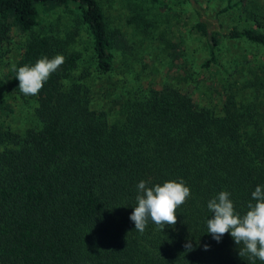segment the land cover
<instances>
[{
  "label": "trees",
  "instance_id": "obj_1",
  "mask_svg": "<svg viewBox=\"0 0 264 264\" xmlns=\"http://www.w3.org/2000/svg\"><path fill=\"white\" fill-rule=\"evenodd\" d=\"M115 1L0 0V48L20 40L1 79L0 264H264L206 232L209 199L243 214L264 186V4L241 0L251 24L226 29L233 9L199 0H122L115 26ZM57 54L24 96L12 66ZM180 179L176 224L138 232V182Z\"/></svg>",
  "mask_w": 264,
  "mask_h": 264
},
{
  "label": "clouds",
  "instance_id": "obj_2",
  "mask_svg": "<svg viewBox=\"0 0 264 264\" xmlns=\"http://www.w3.org/2000/svg\"><path fill=\"white\" fill-rule=\"evenodd\" d=\"M64 56L57 54L51 58L43 56L34 64L17 67L13 65L18 88L24 96H36L52 73L64 63ZM136 205L129 215L134 228L143 233L151 221L162 232L165 225L173 226L177 221V208L191 195L190 188L183 179L166 180L149 185L144 180L137 184ZM243 214L236 210L228 191H220L208 200L207 209L212 216L206 219V232L219 242L223 235L230 234L239 248V255L264 262V186L257 185L251 192ZM186 249H191L190 242ZM207 249V245L204 246Z\"/></svg>",
  "mask_w": 264,
  "mask_h": 264
},
{
  "label": "rangeland",
  "instance_id": "obj_3",
  "mask_svg": "<svg viewBox=\"0 0 264 264\" xmlns=\"http://www.w3.org/2000/svg\"><path fill=\"white\" fill-rule=\"evenodd\" d=\"M202 6H204L207 9V14L214 19L216 13H218L222 8L229 7L232 8L233 10L229 11L228 13H218L219 17V22L225 27L226 29H230L233 26L237 25L238 27H244L248 26L251 24L247 19L246 21L243 20L242 18L240 19L238 17V14L236 13L235 9H238V6L241 3V0H199ZM123 3L122 0H116L115 2L112 3H107L105 6H109V11L112 15V18L114 20L113 25L117 26L119 23L123 24L124 22V14L120 15L121 13L125 12V7L121 6ZM248 5H262L264 4V0H252V3H247ZM241 5V4H240ZM209 7V8H208ZM52 13V11L50 12ZM57 13V12H56ZM56 13H52L51 16L53 17ZM119 16L120 19H119ZM186 18V20L190 21L191 16L189 19V15L183 16ZM18 40H19V35L16 32H12V42L10 44H4L0 48V92L3 90V82H1V79L3 77V74L7 70L5 68V63L3 62L7 56L10 57V61L15 58V53L17 52L18 48ZM20 42V40H19ZM192 46H195L196 44L194 42L191 43ZM243 45H240L242 47ZM19 51V49H18ZM206 59L205 53L198 56L196 62V66L203 62ZM2 62V63H1ZM209 82V81H208ZM209 85V84H208ZM15 119H17L15 117Z\"/></svg>",
  "mask_w": 264,
  "mask_h": 264
}]
</instances>
